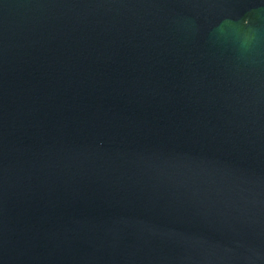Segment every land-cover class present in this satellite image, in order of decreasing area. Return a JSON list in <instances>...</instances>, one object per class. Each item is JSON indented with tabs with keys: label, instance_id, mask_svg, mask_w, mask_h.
I'll return each mask as SVG.
<instances>
[{
	"label": "water",
	"instance_id": "obj_1",
	"mask_svg": "<svg viewBox=\"0 0 264 264\" xmlns=\"http://www.w3.org/2000/svg\"><path fill=\"white\" fill-rule=\"evenodd\" d=\"M0 264H264V0H0Z\"/></svg>",
	"mask_w": 264,
	"mask_h": 264
}]
</instances>
